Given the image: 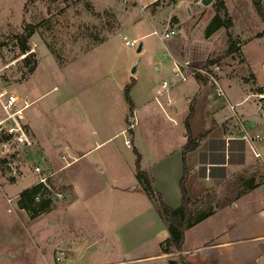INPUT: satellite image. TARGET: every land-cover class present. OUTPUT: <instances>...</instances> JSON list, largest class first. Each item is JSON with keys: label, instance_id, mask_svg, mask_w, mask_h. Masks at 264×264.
<instances>
[{"label": "rangeland", "instance_id": "1", "mask_svg": "<svg viewBox=\"0 0 264 264\" xmlns=\"http://www.w3.org/2000/svg\"><path fill=\"white\" fill-rule=\"evenodd\" d=\"M216 15L224 21L231 18L233 25L207 37L206 28ZM29 25L36 28L29 38L34 56L26 61L19 36ZM169 27H176L177 33L164 38L162 34ZM262 31L264 0H213L210 5L201 0H0V89L18 95L20 105L24 100L31 102L25 115H33L49 150L46 155L34 141L32 147L8 138L0 142V264H55L61 248L67 251L68 264H163L167 259L162 252L179 262V253L163 250L164 240L157 244L156 232L150 234L149 248L144 252L139 247L121 251L114 237H99L97 232L80 245L79 254L72 250L75 235L69 237L72 246L63 243L70 233L63 228L67 217L64 208L75 194L56 171L59 161L55 158L66 147H77L84 134L92 138L102 133V125L95 117L89 118L101 106V85H109L112 96L125 103V87L137 79L144 95L151 76L176 84L179 73L172 51L189 56L191 62L184 68L192 75L212 76L221 82L226 74L242 79L254 90L260 84L264 87V35L258 36ZM124 36L135 39L137 45H126ZM34 63L36 69L31 73ZM252 71L261 83L254 81ZM4 116L0 105V120ZM121 118L112 131L123 126ZM25 124L34 140L27 118ZM157 125L152 130L160 135L163 125ZM259 135L264 137V131ZM113 141L111 145L136 154L134 148H127L122 135ZM42 177H47L53 189L54 203L32 219L19 206V195ZM139 186L136 197L146 201L147 194L141 183ZM225 190L213 189L192 208L198 211L219 206L227 199ZM229 190L226 192L231 197L240 189ZM98 198L100 204L109 195ZM107 203L109 208L115 206V201Z\"/></svg>", "mask_w": 264, "mask_h": 264}, {"label": "crops", "instance_id": "2", "mask_svg": "<svg viewBox=\"0 0 264 264\" xmlns=\"http://www.w3.org/2000/svg\"><path fill=\"white\" fill-rule=\"evenodd\" d=\"M171 55L179 76L169 92L158 99L157 90L167 79L151 76L148 94L144 95L137 79L131 87L134 110L130 114L125 92V103H121L112 96L109 85H101L98 90L101 106L89 118L95 117L102 125V133L92 138L84 134L77 147L68 146L55 155L56 162L59 161L56 171L75 194L64 208L67 217L63 228L70 233L63 243L72 246L69 237L75 235L72 250L79 254L80 245L97 232L99 237H114L121 251L139 247L144 252L149 248L151 233L159 235L157 244L169 236L149 197L146 196V201L136 197L140 187L136 177L137 155L111 145L122 135L127 148L138 150L141 168L152 174L155 188L169 206L177 208L182 203L185 163L189 170L186 187L196 201L193 206L213 189H226L227 199L214 206V213L186 230L182 253L189 261L264 264V137L255 138L264 131V97L259 98L260 94L264 96V87L260 84L254 90L242 79L224 74L221 82L214 77L225 92L220 95L212 76L199 74L197 78L184 68L191 62L188 55L174 51ZM253 74L254 81L261 83L257 74ZM120 116L123 126L112 131ZM26 118L33 141L48 155L33 115L27 114ZM157 124L163 125L160 135L152 130ZM188 134L193 138L206 137L187 154L185 161L183 149ZM250 186L253 188L245 191ZM229 188L240 190L230 197L226 192ZM104 194L109 198L99 204L98 197ZM108 200L115 201V206L109 208ZM112 221L116 223L111 225ZM108 223L111 227L106 226ZM162 254L167 259L163 264H170L169 255Z\"/></svg>", "mask_w": 264, "mask_h": 264}, {"label": "trees", "instance_id": "3", "mask_svg": "<svg viewBox=\"0 0 264 264\" xmlns=\"http://www.w3.org/2000/svg\"><path fill=\"white\" fill-rule=\"evenodd\" d=\"M233 25V21L231 18L224 21L219 15H216L208 24L206 28V36L209 37L221 27H229ZM35 26L29 25L25 26V33L19 36V40L21 42V50L26 55V61H30L34 54L30 52L31 47L29 45V38L35 33ZM264 31L259 33L258 36H263ZM231 38V36H230ZM36 69V63H34L29 72H34ZM199 75V74H198ZM195 74L197 78L200 77ZM127 84L125 87V98L129 104V111L130 114H133L134 110V103L131 97V87L132 84ZM127 123L129 120L127 119ZM129 131L132 132L131 128ZM188 141L183 149L184 159L186 161L187 154L197 148L199 144L204 140L206 135H201L198 138H193L190 134ZM134 151L137 154L136 159V177L138 181L141 183L143 190L146 192L147 196L149 197L150 201L152 202L153 206L157 210L160 218L164 222L167 230L169 232V236L164 240L162 243L163 250L168 254H173L174 252L179 253V259L183 262V264H202V263H193L189 261L182 253L183 244L185 241V232L187 229L191 228L195 224L201 222L208 216L214 213V206H210L204 210L196 211L195 208H192L194 201L187 190L186 182L189 176V170L185 163L184 175L181 180V190H182V203L179 207L173 208L169 206L164 198L163 195L155 188L154 186V178L150 172L141 168V157L138 150L134 147ZM253 186L246 188V190H251ZM19 206L26 210L32 219L40 216L47 210L51 209L53 206V189L47 183L37 182L36 184L32 185L24 189L19 195ZM177 261L175 259H170V264H175ZM216 264V263H213Z\"/></svg>", "mask_w": 264, "mask_h": 264}, {"label": "built area", "instance_id": "4", "mask_svg": "<svg viewBox=\"0 0 264 264\" xmlns=\"http://www.w3.org/2000/svg\"><path fill=\"white\" fill-rule=\"evenodd\" d=\"M127 1V0H125ZM177 33L176 27H169L167 28L162 36L164 38H171ZM124 42L128 46H135L137 45V41L130 40L127 36H124ZM180 70V68L178 67ZM195 73V72H194ZM193 73V75H194ZM217 84V92L220 95H224L225 92L223 88L215 81ZM172 88V85L167 81H163L161 87L157 90V97L162 96V94L169 92ZM261 98L264 97L262 94L259 95ZM20 97L6 88L0 89V105L4 109L5 116L2 120H0V142L4 138H8L9 140H14L17 143L22 144L25 147H32L33 140L28 133L25 124V110H27L31 102L28 100H24L23 104L20 105ZM176 123H179L177 121ZM257 139H263L261 135H256ZM37 171H42L40 166H36L35 168ZM47 177H42L38 182H46ZM55 264H68L67 260V251L63 248L58 249L55 259Z\"/></svg>", "mask_w": 264, "mask_h": 264}, {"label": "water", "instance_id": "5", "mask_svg": "<svg viewBox=\"0 0 264 264\" xmlns=\"http://www.w3.org/2000/svg\"><path fill=\"white\" fill-rule=\"evenodd\" d=\"M201 2L204 5H210L213 2V0H201ZM142 46H143V44L141 43L139 45V47H138V51H141L142 50ZM133 71H135V69H133Z\"/></svg>", "mask_w": 264, "mask_h": 264}]
</instances>
